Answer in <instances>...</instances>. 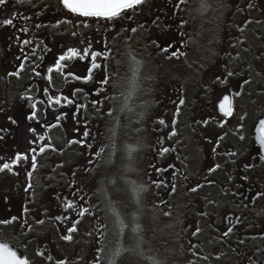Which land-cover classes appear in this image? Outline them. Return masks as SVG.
Instances as JSON below:
<instances>
[{
  "label": "flooded vegetation",
  "instance_id": "flooded-vegetation-1",
  "mask_svg": "<svg viewBox=\"0 0 264 264\" xmlns=\"http://www.w3.org/2000/svg\"><path fill=\"white\" fill-rule=\"evenodd\" d=\"M249 4L253 6L249 8ZM195 5L202 8L200 13H195ZM5 19H14V24L4 26ZM37 24L42 26L36 28ZM21 28H27L28 32H21ZM132 28L143 32L135 48L141 61L142 84L148 92L142 108L149 110L139 120L142 125L139 152L147 161L145 171L142 168L136 178L145 189L140 193L139 202H143L142 197L148 190L147 198L153 207H162L163 213H169L165 214L172 225L169 244L174 249L182 247L187 255L181 264H264V250L257 252L253 248L256 239L264 235V225L261 230H249L251 222L258 223L252 221L253 213L264 206V196L257 195L264 192V160L259 159L254 139L257 120L264 116V0H199V3L197 0L185 3L145 0L113 21L70 14L59 0H7L0 6V95L3 96L0 129L7 130L0 132L3 136L0 165L10 162L17 151L28 148L27 142L32 138L30 126L39 130V125L26 119L31 103H37L41 124L45 120L54 122L56 114L67 113L66 119L60 122L61 127L47 130L56 151L49 149L37 156L32 189L25 192L29 182L26 172L31 170L27 163L22 162L12 172H0V219L20 216L25 206L29 209L26 224L22 226L17 221L0 225V237L21 250L32 264H55L58 259L66 260L67 264H92L96 250L104 249L102 242L107 236L104 210L100 200L92 198L101 155H95L99 151L94 147L88 151L94 141L95 126L81 111L106 108L107 93L115 87V79L121 74L118 73L122 69L118 65L120 46L127 42ZM25 39L33 43L23 45ZM88 43L92 50L108 57L98 58L102 69L94 70L93 80L88 83L71 77L65 80L53 72L49 95L63 94L75 103L49 107L43 93L47 82L34 76L32 68L39 65L36 70L46 75V68L54 67V60L68 48L83 49ZM45 46L50 51H45ZM105 47L110 51H105ZM33 48L35 55H32ZM162 48L168 51H161ZM173 52L178 55L173 56ZM25 54L29 58L20 77L8 76L7 73L18 70L21 60L17 57ZM41 56L43 60L39 59ZM64 63L65 72L81 75H86V68L90 66L89 60ZM102 71L111 77L107 86L98 84ZM228 71L235 75L227 78V86L220 85L217 77L225 78ZM245 79L252 83L245 85ZM76 88L83 91L73 97ZM236 91H242V95L233 97V116L226 118L228 122L220 128L217 121L222 116L218 104L224 95ZM97 92L101 94L98 96ZM25 96L33 100L22 99ZM180 99L184 100L183 105L179 104ZM177 107L180 109L179 116L175 117L177 134L170 136ZM9 117L17 123L12 124ZM160 119L165 125L159 124ZM205 120L209 121L208 125L202 123ZM66 126L68 135H65ZM85 132L87 137L83 135ZM76 133L81 135L74 137ZM241 135L244 140L239 138ZM221 136L223 139L213 153L215 141ZM54 137H59L62 144H57ZM73 140L82 143H69ZM162 147L174 151L160 155ZM230 151L237 152V156H228L226 153ZM216 164L221 167L209 173ZM245 164L253 167L246 171ZM164 168L168 171H158ZM244 175L248 177L246 180L241 178ZM153 181L163 183L157 187ZM207 181L214 183L209 185ZM173 184L175 191H172ZM197 185L203 186L192 192ZM66 200L73 201L76 207L65 211ZM82 207L89 210L83 217L77 215ZM58 215L61 221L54 219ZM64 216L69 219L64 220ZM37 220L45 223L37 224ZM77 220L72 240L62 239ZM176 221L180 222L178 230ZM197 227L201 231L193 235ZM229 227L233 231L224 237L222 234ZM37 251H45L53 260L36 255ZM244 252L247 254L241 259L239 255ZM99 255L101 264L103 251Z\"/></svg>",
  "mask_w": 264,
  "mask_h": 264
},
{
  "label": "rangeland",
  "instance_id": "rangeland-1",
  "mask_svg": "<svg viewBox=\"0 0 264 264\" xmlns=\"http://www.w3.org/2000/svg\"><path fill=\"white\" fill-rule=\"evenodd\" d=\"M197 2L199 3V0ZM194 7L195 13L201 12L199 5ZM142 36L143 32L136 30L128 37L127 42L120 46L122 52L118 65H121L122 69L118 73L121 74L115 79V87L107 93L108 104L104 108L106 110L81 111L82 115H85L84 118L95 126L92 133L94 141L88 151H92V147L98 151L101 147L104 148L100 153L101 160L92 192V198L100 200L104 210L103 218L107 224V236L102 242L104 249L101 264H110L118 250L120 254L115 256V264H181L183 259H187L182 247L174 249L169 244L168 236L172 225L165 212L163 213V208L153 207L147 198L148 190L142 197L143 202H137V195L133 191L135 186H139L136 178L138 179L140 170H144L147 165L146 158L139 152V135L142 128L139 120L143 112H149L142 108V102L147 101L145 96L148 92H145L142 84L141 63L138 65V87L129 95L133 68L136 67L134 61L141 62L136 54L135 43L141 40ZM1 97L3 96L0 95ZM68 133L69 127L66 126L65 135ZM80 135L81 133H76L73 136ZM57 136H60V133H57ZM54 140L57 144H62L59 137H54ZM79 158L82 159L83 156ZM139 198L141 195L138 201ZM113 208L119 213V218L124 223L123 228L117 223ZM253 220L258 223L251 222L249 230L263 229L264 206L255 210ZM179 225L180 222L176 221L177 230ZM254 244L253 248H256L257 252L263 251L264 235L260 239L257 238ZM175 245L176 243L174 247ZM245 254L247 253L244 252L239 257L242 259Z\"/></svg>",
  "mask_w": 264,
  "mask_h": 264
},
{
  "label": "snow or ice",
  "instance_id": "snow-or-ice-1",
  "mask_svg": "<svg viewBox=\"0 0 264 264\" xmlns=\"http://www.w3.org/2000/svg\"><path fill=\"white\" fill-rule=\"evenodd\" d=\"M19 2H23V0H19ZM145 0H59V3L63 6L64 9L68 11L70 14H75L78 17L81 18H95V19H103L107 21H113L119 18H122L126 15L127 11L130 9H135L137 6L143 4ZM186 0H180V3H185ZM7 3V0H0V6L5 5ZM253 5L249 4L248 7L251 8ZM206 7V6H205ZM24 19H29V17H24ZM64 22H70V21H64ZM83 23V22H82ZM251 23V21H249ZM259 23V21H257ZM14 24V19H5L3 21L4 26H11ZM42 25H35L36 28H40ZM87 24H84V27H87ZM21 32L27 33L28 29L27 28H21L19 29ZM132 32H135L136 29L132 28ZM241 31L243 32L244 29L241 28ZM73 36L76 35L75 32L72 33ZM242 42V41H241ZM33 41L25 39L22 41L23 45H30L32 44ZM87 43V42H85ZM36 49H32V55H35ZM45 51H50V49L45 46ZM105 51H110L105 47ZM161 51L167 52V48H162ZM21 52H23V47L21 48ZM182 55V53H180ZM173 56H177L178 54L176 52L172 53ZM239 55V54H238ZM28 55L25 54L23 57H17L18 60H21V63L17 66L18 70L12 71L7 73L8 76H13V77H20L21 72L24 71L25 68V61L28 60ZM98 58L100 59H107L108 57L104 55L103 52L101 51H95L92 50L90 43L87 44L86 47L83 49L77 48V47H70L64 52L63 54L59 55L57 59L54 60V67L50 66L46 68V75L42 76V73L40 71H37L36 69L39 67V65H36V67L32 68V72L34 76L36 77H42L47 82L46 87L43 88V93L47 97V104L49 107H52L53 105H59L61 107L66 106V105H72L75 103L74 99L69 98L68 96H65L63 94L58 95V96H53L49 95V88L53 84V72L61 74L65 80H67L68 77H71L72 80L74 81H82L83 83H88L93 80V73L94 70L97 69H102L101 63H98L97 60ZM40 60H43V56L39 57ZM71 60H89L90 66L86 68V75H81L77 74L72 71L65 72V63L66 61H71ZM139 61H134V64L136 67L133 68V74L132 78L130 81V90H129V95L133 94L136 88L138 87V75H139ZM235 73L232 71H228L226 74V77L221 79L217 77V82L220 85L227 86L228 85V77L234 76ZM111 77H109L106 72L102 71L100 75V79L98 80V84L102 86H107L109 85ZM245 85L251 84L252 81L250 79H245L243 81ZM83 89L81 88H76L74 92L72 93L73 97L76 95L77 92H81ZM103 91V88H101V92ZM101 92H97L96 94L99 96ZM242 95V91H236L235 93H230L228 95H224L223 98L220 100L218 104V111L222 116V119L217 121L218 125L220 128H224L225 124L228 122L226 118H230L233 116L234 113V106H233V97H239ZM22 99L26 101H32L33 98L31 96H25L22 97ZM62 101L65 102V104H62ZM45 101H40V103H44ZM94 104H98L99 101H93ZM179 104L183 105L184 100L180 99ZM77 107H82L81 105H77ZM2 111V109H0ZM111 113L109 112V115ZM180 114V109L179 107L176 108V111L174 113V119L172 121V131L170 133V136H175L177 133L175 131V124H176V118ZM67 113H60L56 114L54 116V122H47L45 120V123L41 124L40 119L38 116V111H37V103L33 102L30 104V111L26 115V119L30 122H35L37 125H39V130L37 127H29V132L32 133V138L28 140V148L24 152L17 151L14 154V158L11 159L10 162H4L2 165H0V172H3L5 170L12 172L14 168L18 167L21 165L22 162L27 163L28 166L30 167V171L26 172V175L28 177V184L25 188V192H28L30 189H32L33 185L31 183V178L33 177V173L36 171L38 167V161H37V156L42 155L45 151L47 150H52L56 151L55 147L51 144L50 142V136L48 134L47 130L54 129L57 127H61V121L66 119ZM12 124H16L17 121L13 119L12 117L8 118ZM244 117H241V120H243ZM203 124L208 125L209 121L205 120L202 121ZM159 124L165 125V121L163 119L159 120ZM240 128L243 127V124L239 126ZM7 131L6 129H0V132ZM259 135L257 137L260 148L264 150V119L259 120V127L257 129ZM85 137L88 136V133L85 132L83 134ZM226 135V133H225ZM241 140H244V136L239 137ZM3 139V136H0V140ZM223 139V136L219 137L217 141H215L216 146L212 148V152L216 153L217 147L219 146V141ZM212 143L213 141H209ZM69 143H82V141H77L73 140L70 141ZM91 147V145H89ZM104 151V148L101 147L99 149V152H95L96 156H99L100 153ZM169 151H174V149H169L168 147H162L160 150V155H163L165 153H168ZM228 156L235 157L237 156V152L230 151L226 153ZM2 159V158H0ZM260 160H264V154H261L259 157ZM235 163V161H233ZM169 168H175L174 165H169ZM221 167L220 164H216L214 167L209 169V173L215 172L217 169ZM253 167L251 164H245L244 168L245 170H250ZM158 171L161 172H167L168 168L164 169H158ZM174 175V173H173ZM242 179H247L248 177L246 175L241 177ZM231 179V178H230ZM154 184H156L157 187L160 186L163 181H153ZM207 183L210 185L214 183V181H207ZM203 185H197V187H193L191 189L192 192H196L199 187H202ZM145 189L142 186H135L133 188L134 193L137 195V202L139 194L142 193ZM172 191H175V185H172ZM258 196H264V192L258 193ZM83 199V198H81ZM76 205L74 204L73 201H68L66 200L64 202V208L65 211L69 209L75 208ZM88 208L82 207L81 210L77 213V215L83 217L86 213H88ZM29 212V209L25 206L23 207L22 213L20 216H11L8 218H2L0 219V225L7 226L9 224H13L17 221H20L22 226L27 223L26 221V216L27 213ZM113 214L117 217V223L121 226V228L124 227L123 221L119 218V213L116 212V210L113 208ZM166 215L169 213H165ZM203 215H206L204 213ZM55 220L61 221L62 217L61 216H55ZM64 220L69 219V217L64 216ZM37 224H44V220H37ZM79 223V221H75L71 224L70 227H68L67 232L69 233L68 235L62 236V239L66 241H71L72 240V235L71 233H74L77 231L76 225ZM29 230H31V226H29ZM135 231V229H134ZM201 231L199 227H197L193 233V235L198 234ZM233 231L231 227H229L225 232H223V236L227 237L230 235V233ZM240 243H243V241H240ZM195 247V246H193ZM103 249H97L96 250V255L93 256L92 264H100V255L99 253L102 252ZM119 250L114 253V258L113 260L110 261V264H115V256L119 255ZM36 255L45 257L48 261H52L53 257L51 255H46L45 251H37ZM0 264H32L30 259L21 254H18L15 246L11 245L10 242L5 241L2 237H0ZM55 264H67V261L64 259H58L55 261Z\"/></svg>",
  "mask_w": 264,
  "mask_h": 264
},
{
  "label": "water",
  "instance_id": "water-1",
  "mask_svg": "<svg viewBox=\"0 0 264 264\" xmlns=\"http://www.w3.org/2000/svg\"><path fill=\"white\" fill-rule=\"evenodd\" d=\"M260 119H264V116H262V117H260V118L258 119V121H257V123H256V127H255V134H254V139H255V143H256L257 148H258V153H259V155L264 154V150H262V149L260 148V144H259V141H258V139H257V137H258V135H259L257 129H258V127H259V120H260ZM16 250H17L18 254H21V252H20L18 249H16Z\"/></svg>",
  "mask_w": 264,
  "mask_h": 264
}]
</instances>
